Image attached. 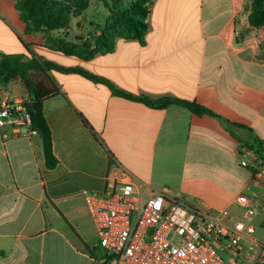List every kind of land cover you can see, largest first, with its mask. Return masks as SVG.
Wrapping results in <instances>:
<instances>
[{
    "label": "crops",
    "instance_id": "obj_1",
    "mask_svg": "<svg viewBox=\"0 0 264 264\" xmlns=\"http://www.w3.org/2000/svg\"><path fill=\"white\" fill-rule=\"evenodd\" d=\"M16 1L0 0V57L34 56L103 81L49 73L59 87L43 104L54 170L40 135L0 127V264H95L102 249L84 191L134 181L145 195L167 192L235 218L243 215L240 194L264 203V185L240 159L243 145H264V27L250 26L246 0H154L143 41L118 39L113 53L90 60L49 49L43 32L26 34ZM94 29L99 36L102 28ZM113 89L194 102L213 114L152 108ZM6 98L30 100L20 79L0 83ZM253 224L264 229V215Z\"/></svg>",
    "mask_w": 264,
    "mask_h": 264
},
{
    "label": "built area",
    "instance_id": "obj_2",
    "mask_svg": "<svg viewBox=\"0 0 264 264\" xmlns=\"http://www.w3.org/2000/svg\"><path fill=\"white\" fill-rule=\"evenodd\" d=\"M29 103L25 98L0 100V127L10 126L14 135H39L32 126ZM240 159L264 185V163L255 153L244 147ZM83 195L102 249L95 264H264V244L255 239L253 224L255 215H264V203L245 194L235 199L243 211L241 218L227 209L194 207L163 191L145 195L134 181Z\"/></svg>",
    "mask_w": 264,
    "mask_h": 264
},
{
    "label": "trees",
    "instance_id": "obj_3",
    "mask_svg": "<svg viewBox=\"0 0 264 264\" xmlns=\"http://www.w3.org/2000/svg\"><path fill=\"white\" fill-rule=\"evenodd\" d=\"M154 0H134L125 6L123 0H112L110 14L99 36L90 35V39L77 38L69 40L68 36H49L58 31H68L72 18L80 17L89 7V0H17L16 10L25 24V33L45 34L46 46L66 56L90 60L99 54H110L116 49L118 39L143 41L149 25L148 20ZM245 11L251 27H264V0H246ZM79 40V41H77ZM261 57L264 59V43L261 46ZM52 70L79 72L90 79L103 81L95 75L77 68H64L54 62L36 57L26 60L25 55H4L0 57V83H9L20 79L29 92L30 103L27 109L32 118V126L43 140L46 167L54 170L59 160L54 153L53 133L47 122L43 104L45 100L59 93V87L51 78ZM122 97L142 102L152 108H167L178 105L189 109L197 115L213 114L202 106L175 98H163L156 101L144 97H135L128 93L113 89ZM33 103H37L36 107ZM243 147L255 153L264 163V145L255 140L252 145Z\"/></svg>",
    "mask_w": 264,
    "mask_h": 264
},
{
    "label": "rangeland",
    "instance_id": "obj_4",
    "mask_svg": "<svg viewBox=\"0 0 264 264\" xmlns=\"http://www.w3.org/2000/svg\"><path fill=\"white\" fill-rule=\"evenodd\" d=\"M133 1L134 0H123L125 6L130 5ZM111 3L112 0H89L88 9L82 14V16L72 18L68 31H58L56 34L60 37L67 35L69 40H76L77 38L85 40L84 37L81 36H88L91 32L95 33V27L100 29L103 28L106 22V17L110 13L109 6ZM88 39H90V37H88ZM52 59L59 64H70V62L66 61L65 58L52 57ZM254 237L260 243L264 244V229H258L254 234ZM245 244L246 247H249L250 245L248 242ZM223 257L225 260L229 259L227 255L223 254Z\"/></svg>",
    "mask_w": 264,
    "mask_h": 264
},
{
    "label": "water",
    "instance_id": "obj_5",
    "mask_svg": "<svg viewBox=\"0 0 264 264\" xmlns=\"http://www.w3.org/2000/svg\"><path fill=\"white\" fill-rule=\"evenodd\" d=\"M37 103H33V106L36 107Z\"/></svg>",
    "mask_w": 264,
    "mask_h": 264
}]
</instances>
